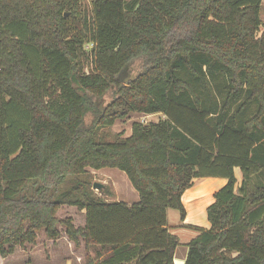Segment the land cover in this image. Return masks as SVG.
<instances>
[{"label": "trees", "instance_id": "16d2710c", "mask_svg": "<svg viewBox=\"0 0 264 264\" xmlns=\"http://www.w3.org/2000/svg\"><path fill=\"white\" fill-rule=\"evenodd\" d=\"M79 2L0 0V258L39 231L57 238L60 224L110 252L96 264H174L167 210L183 222L194 180L221 178L184 264H264L262 0H90L83 36L68 26ZM130 64L138 73L121 84ZM110 91L102 113L95 101ZM131 112L163 118L98 139ZM107 168L136 203H107L79 180ZM63 205L84 210L83 227L57 220Z\"/></svg>", "mask_w": 264, "mask_h": 264}, {"label": "rangeland", "instance_id": "374dc122", "mask_svg": "<svg viewBox=\"0 0 264 264\" xmlns=\"http://www.w3.org/2000/svg\"><path fill=\"white\" fill-rule=\"evenodd\" d=\"M79 7V17H70L68 20V26L72 34L83 36L84 33L85 35L87 34V31L89 30L88 26L92 18L90 0H80ZM66 14L69 17V13ZM259 18L261 22L264 23V0H262ZM91 48V45L86 42L82 47V62L85 72H89L91 69L88 56ZM133 64L135 65L137 62ZM133 64L128 65L119 75V81L121 84L128 83L138 73V69H136ZM112 95L113 93L110 91V93L103 98L96 100L95 107L103 113L107 108V105L113 99ZM90 116L87 115L85 118L86 125L90 122ZM162 118L163 117L158 114L147 116L131 112L124 120H118L113 126L101 129L99 131L98 139L111 142L117 140L119 138L118 136L126 138L131 133V125L133 123H155ZM239 176L240 174L237 172L238 179ZM79 180L88 181L92 184H101V189L93 190L92 187L90 189L94 196L101 197L103 200L112 196L113 189L116 192V198L120 199L122 202L130 203L134 199L126 176L119 170L107 168L98 170L97 173H94L92 170L86 169V174L80 176ZM259 181L260 184L264 185V180L260 179V177ZM73 183V181L71 182L70 179H68L63 186V189L69 188ZM197 184L198 182H194L192 189L188 192L186 191L184 197L186 216H188L189 221L185 222L186 225L180 227L183 228V230H181L182 234H187V238L179 236L182 243L191 237V232H196L194 231L195 228H202V224H205V208L213 199V194L215 193L213 190L214 187L211 185L200 184V186L197 187ZM55 216L57 220H63L66 218L71 219L75 228L81 227L84 224V214L75 206L63 205L58 209ZM167 223L172 230L179 224L183 223L180 221L179 212L173 209H168ZM56 228L59 231V236L57 238L52 239L43 231H39L35 234V241L33 243H25L21 246L17 245L8 257L5 259L0 258V264H94L89 257V251H95L94 246L84 244L81 239L79 240V244H75L68 238L64 232V228L60 224H58ZM177 248V260H179L181 253L186 252L187 247L186 244L179 243Z\"/></svg>", "mask_w": 264, "mask_h": 264}, {"label": "crops", "instance_id": "0c3cea01", "mask_svg": "<svg viewBox=\"0 0 264 264\" xmlns=\"http://www.w3.org/2000/svg\"><path fill=\"white\" fill-rule=\"evenodd\" d=\"M262 5V4H261ZM92 170L94 173H97L98 170H93V169H90ZM237 172H239L240 176H239V179L237 178ZM235 176H236V179H237V184H239L241 182V173L239 170H235ZM194 182H198L197 184V187L201 185H211L214 190V192H216L218 189H220L222 186L225 185L226 183V180L225 179H221V178H200V179H195ZM193 182V184H194ZM129 183V182H128ZM193 186V185H192ZM129 187L131 189V194L134 196V199L130 202V203H126L128 205H132L134 203H136L138 201V194L135 192V190L131 187L130 183H129ZM191 188H189L187 190V192L189 190H191ZM114 192V193H113ZM113 192H112V196L107 198V199H104L105 202L107 203H114V202H122L120 199L116 198V192L115 190L113 189ZM137 195V196H136ZM186 195V192L184 193L183 197H182V203H183V206L185 208V204H184V197ZM114 197V198H112ZM125 203V202H124ZM213 203V199L209 202V204H207L206 208ZM205 208V209H206ZM82 213L84 214V210H82ZM205 217H206V210H205ZM189 221L188 220V216L185 217V220L183 221V223L179 224L178 226H176V228H174L173 230L169 227L168 223H167V226H168V230H169V233L176 236L179 240V243L180 244H187L191 239H193L197 233L196 232H191V237H189L188 239H186V241H184L183 243L181 242L180 240V237L179 236H183V237H186L187 238V234H182L181 230H183V228H180L182 225H186L185 222ZM84 226V224H83ZM81 226V227H83ZM202 228L204 229H207L209 228V223L207 222V220L205 219V224H202L201 226ZM95 247V251L93 250H90L89 251V257L92 259V261L94 262V264L98 263V262H104V260L110 256V252H107V251H104L100 248V246H94ZM178 249V248H177ZM177 249L175 251V254H174V264H184V261H185V258H186V253H187V249H186V252H182L181 253V256L179 257V260H177Z\"/></svg>", "mask_w": 264, "mask_h": 264}, {"label": "water", "instance_id": "95a60500", "mask_svg": "<svg viewBox=\"0 0 264 264\" xmlns=\"http://www.w3.org/2000/svg\"><path fill=\"white\" fill-rule=\"evenodd\" d=\"M102 188V185L101 184H98V183H93L92 184V189H101Z\"/></svg>", "mask_w": 264, "mask_h": 264}]
</instances>
